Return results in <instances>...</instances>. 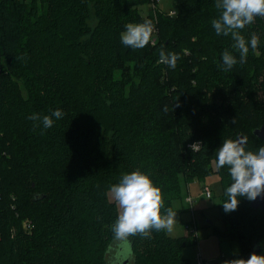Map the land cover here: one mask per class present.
<instances>
[{
	"label": "trees",
	"instance_id": "obj_1",
	"mask_svg": "<svg viewBox=\"0 0 264 264\" xmlns=\"http://www.w3.org/2000/svg\"><path fill=\"white\" fill-rule=\"evenodd\" d=\"M161 2L0 0V264H111L118 209L108 193L123 175L149 174L162 211H174L183 174L216 171L231 185L216 164L224 140L264 146L253 135L264 126V18L241 32L259 37L257 49L224 71V50L239 53L212 27L215 0H173L170 13ZM145 20L155 26L149 44L126 47L125 26ZM161 48L178 54L175 68L160 62ZM56 109L51 128L28 119ZM222 200V235L240 241L241 258L264 254V209L241 197L227 213ZM129 239L124 264H191L185 235Z\"/></svg>",
	"mask_w": 264,
	"mask_h": 264
},
{
	"label": "clouds",
	"instance_id": "obj_2",
	"mask_svg": "<svg viewBox=\"0 0 264 264\" xmlns=\"http://www.w3.org/2000/svg\"><path fill=\"white\" fill-rule=\"evenodd\" d=\"M215 8L219 10L218 18L211 21L216 35L230 36L234 41L232 47L239 53V61L232 51L222 53L223 70L229 71L238 62H247L250 48L255 51L259 45V37L253 33L250 40L241 34L242 30L254 23L257 17L264 18V0H215ZM121 33V42L132 49H143L149 44L155 30L151 20L143 23H128ZM160 62L175 68L179 56L177 53H165L161 48ZM165 111L167 109L165 108ZM63 117L60 109L48 115L33 114L29 120L39 121L44 129L51 128L54 119ZM235 123V120L233 121ZM248 138L226 139L216 152V164L227 168L231 185L226 188L227 200L223 203L224 211L231 213L238 208L240 198L255 201L264 194V146L257 151L247 150ZM200 142L190 145L193 152L198 151ZM109 193L118 209V217L111 226L116 255L111 264H124L129 258L130 237L140 235L148 238L153 230L171 232L177 212L172 208L163 209L161 189L155 185L149 174L139 170L122 176L119 183L110 187ZM109 245V252L112 251ZM224 264H264V254L253 252L248 258L227 260Z\"/></svg>",
	"mask_w": 264,
	"mask_h": 264
},
{
	"label": "rangeland",
	"instance_id": "obj_3",
	"mask_svg": "<svg viewBox=\"0 0 264 264\" xmlns=\"http://www.w3.org/2000/svg\"><path fill=\"white\" fill-rule=\"evenodd\" d=\"M172 4L173 0H162L158 8L162 13H170L173 10ZM152 8V3L142 5L145 17L150 16ZM212 166L214 170L215 164ZM192 180L187 179L184 174L180 176L182 190L180 196L173 200L174 212H177V215L173 230L169 234L185 235L194 241L183 250L191 264H197L198 254L215 264L241 258L240 241L222 235V231L227 228L219 207L225 192L220 173L213 171L203 179ZM206 187L210 188V197L204 191ZM108 197L112 201L110 193ZM189 197L193 199V203L188 200Z\"/></svg>",
	"mask_w": 264,
	"mask_h": 264
},
{
	"label": "water",
	"instance_id": "obj_4",
	"mask_svg": "<svg viewBox=\"0 0 264 264\" xmlns=\"http://www.w3.org/2000/svg\"><path fill=\"white\" fill-rule=\"evenodd\" d=\"M253 135L256 136L257 138H260L264 142V126L256 128ZM241 136L242 135H239L238 138ZM251 206L255 209H259V208L264 209V194L258 197L255 201H251Z\"/></svg>",
	"mask_w": 264,
	"mask_h": 264
},
{
	"label": "built area",
	"instance_id": "obj_5",
	"mask_svg": "<svg viewBox=\"0 0 264 264\" xmlns=\"http://www.w3.org/2000/svg\"><path fill=\"white\" fill-rule=\"evenodd\" d=\"M152 42L154 43V42H155V39L152 40ZM204 191L206 192V195H207L208 197L211 196V191H210V188H209V187H206ZM188 200H189L191 203H193V199H192L191 197H189ZM198 257H199V258H198V260H197V264H215V263H212V262L206 260V258L202 257L201 254H198ZM216 264H217V263H216Z\"/></svg>",
	"mask_w": 264,
	"mask_h": 264
}]
</instances>
